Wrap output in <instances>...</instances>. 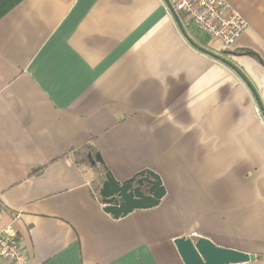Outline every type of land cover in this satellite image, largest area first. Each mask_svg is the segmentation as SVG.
I'll use <instances>...</instances> for the list:
<instances>
[{"label":"crops","instance_id":"crops-1","mask_svg":"<svg viewBox=\"0 0 264 264\" xmlns=\"http://www.w3.org/2000/svg\"><path fill=\"white\" fill-rule=\"evenodd\" d=\"M228 1L230 46L168 0H0V231L29 264H185L180 236L264 264V0ZM87 144L158 172L159 205L107 213Z\"/></svg>","mask_w":264,"mask_h":264},{"label":"water","instance_id":"water-1","mask_svg":"<svg viewBox=\"0 0 264 264\" xmlns=\"http://www.w3.org/2000/svg\"><path fill=\"white\" fill-rule=\"evenodd\" d=\"M92 161L104 162L100 152H96ZM104 177L100 197L104 210L114 218L124 217L136 209L157 206L167 193L162 176L149 168L126 180L116 178L109 170ZM175 244L185 264H240L258 258L255 253L219 246L204 236H180L175 239Z\"/></svg>","mask_w":264,"mask_h":264},{"label":"built area","instance_id":"built-area-1","mask_svg":"<svg viewBox=\"0 0 264 264\" xmlns=\"http://www.w3.org/2000/svg\"><path fill=\"white\" fill-rule=\"evenodd\" d=\"M170 7L185 20L194 22L213 38L230 46L242 35L248 23L240 11L228 0H168ZM264 114V105L258 109ZM0 259L13 264H29L27 251L23 247L12 225L0 231Z\"/></svg>","mask_w":264,"mask_h":264},{"label":"trees","instance_id":"trees-1","mask_svg":"<svg viewBox=\"0 0 264 264\" xmlns=\"http://www.w3.org/2000/svg\"><path fill=\"white\" fill-rule=\"evenodd\" d=\"M172 8V7H170ZM173 9V8H172ZM241 53H246L248 55H255L256 53L251 49L242 50ZM257 56V55H256ZM74 158L76 162L82 163L83 165H89V167L93 168L96 173V178L93 181L94 190L96 191L97 195L100 197V188L103 184L105 179V173L108 171V168L103 163H93L92 157L94 158L96 155L97 149L92 147L91 145H84L81 148L73 151ZM92 156V157H91ZM259 258L263 256L258 255Z\"/></svg>","mask_w":264,"mask_h":264}]
</instances>
